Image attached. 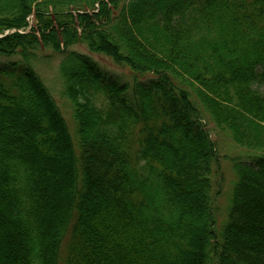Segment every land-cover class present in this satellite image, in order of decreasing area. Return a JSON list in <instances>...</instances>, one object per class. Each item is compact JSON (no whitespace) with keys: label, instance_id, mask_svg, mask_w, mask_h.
Returning a JSON list of instances; mask_svg holds the SVG:
<instances>
[{"label":"trees","instance_id":"1","mask_svg":"<svg viewBox=\"0 0 264 264\" xmlns=\"http://www.w3.org/2000/svg\"><path fill=\"white\" fill-rule=\"evenodd\" d=\"M0 34L21 58L0 67V264H60L68 235L64 264H264V155L233 160L218 231L201 123L264 152V0H0ZM77 44L155 79L132 97ZM44 47L65 54L78 148Z\"/></svg>","mask_w":264,"mask_h":264},{"label":"rangeland","instance_id":"2","mask_svg":"<svg viewBox=\"0 0 264 264\" xmlns=\"http://www.w3.org/2000/svg\"><path fill=\"white\" fill-rule=\"evenodd\" d=\"M27 20L28 26L26 31H30L33 25V16L28 17ZM0 36L3 35L0 34ZM69 51H74L90 58L99 66L108 78L128 84L129 94L132 97L135 95L138 84L148 85L153 79H155L152 74H146L145 76L137 78L129 66L115 63L112 58L106 54L92 52L85 44L74 45ZM64 58L65 54L44 47L36 52V57L33 59L32 65L35 71L40 75L67 121L75 146L78 148L79 139L77 134V124L73 117V105L65 95V81L60 73V65ZM20 59L21 58L18 55L11 57L0 55V67H4L10 62H18ZM260 90L264 91V86L260 88ZM201 123L202 126L210 132V136L216 145L219 156L220 166L219 168L215 166V171H213L210 178L212 181L213 206L216 210L215 213L217 217V229L218 231H221L229 220L232 197L238 179L233 160L247 161L253 155H264V152L248 149L247 147L237 144L232 139L229 132L219 129L207 115L201 119ZM2 228L3 224L0 221V231ZM68 242L69 235L66 237L62 246V259L60 264H64L67 255Z\"/></svg>","mask_w":264,"mask_h":264},{"label":"bare ground","instance_id":"3","mask_svg":"<svg viewBox=\"0 0 264 264\" xmlns=\"http://www.w3.org/2000/svg\"><path fill=\"white\" fill-rule=\"evenodd\" d=\"M55 168V167H54ZM56 170H60V169H57V168H55ZM48 181L50 182V183H56V182H54V180H52V179H48Z\"/></svg>","mask_w":264,"mask_h":264}]
</instances>
